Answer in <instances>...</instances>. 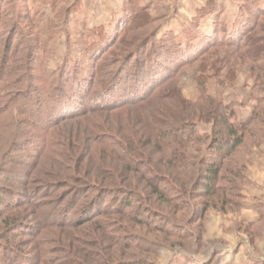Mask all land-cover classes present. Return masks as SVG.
Returning a JSON list of instances; mask_svg holds the SVG:
<instances>
[{"label": "rangeland", "instance_id": "374dc122", "mask_svg": "<svg viewBox=\"0 0 264 264\" xmlns=\"http://www.w3.org/2000/svg\"><path fill=\"white\" fill-rule=\"evenodd\" d=\"M263 6L264 0H0V55L14 66L29 65L26 76L36 88L43 73L67 62L87 76L98 55L103 79L120 61L123 68L142 60L135 46L147 37L153 44L147 57L153 51L162 66L152 76L144 71L141 81L160 85L145 105L84 111L54 123L48 130L53 148L43 155L32 149L43 132L32 130L24 115H0V264H264L258 63L249 49L212 46L176 64L165 58L173 50L161 43L187 31L201 49L229 23L253 27L257 18L248 22L247 13L264 24ZM137 87L140 95L147 90ZM203 91L231 106L232 122L263 128L253 127L225 157L209 196L190 187L197 174L191 164L216 157L206 139L211 123L194 119L195 135L171 154L185 158L180 166L167 164L163 154L172 144L152 127L194 112L187 104ZM155 182L161 193L153 191ZM59 211L66 223H50Z\"/></svg>", "mask_w": 264, "mask_h": 264}, {"label": "trees", "instance_id": "16d2710c", "mask_svg": "<svg viewBox=\"0 0 264 264\" xmlns=\"http://www.w3.org/2000/svg\"><path fill=\"white\" fill-rule=\"evenodd\" d=\"M261 8L264 9V6ZM259 13H261V11ZM263 14L264 13H261L260 15ZM246 16L248 17L246 18L248 22L257 18L253 27L246 29L244 26H242L243 23H237L235 27L233 26V22L229 23L226 25V27H223V29H217L214 32V37L211 39V41L204 44L202 48H199L198 50H195V48L200 41L196 42L194 38H192V35L187 31H183L182 35L179 37L173 36V38H168L167 40L162 41L161 43L164 46V49L171 48L173 50V52L168 54V56L166 54L165 58L167 61H172V63L184 64L196 58L202 51H204L206 47L210 48L213 46L217 48H238L240 50L249 49V53L251 52L252 54L251 60L258 63V68L255 65L256 69L254 70L257 71L256 77H258V81H260L258 88L260 92L264 94V51H261L260 55L257 54V48L264 47V24L263 21L260 23L258 14H255L253 17L252 13H247ZM150 34L153 36V38H155L152 33ZM147 39L145 42L141 41V44H137V46H135V51H137L136 54L141 53L144 59L142 58V60L139 61L136 60L132 65L126 63L123 68H120L123 64L122 61H120L121 64L119 63L117 69L113 73L111 72L113 75L109 73L105 78H99L101 76L100 74H102V69L99 68L100 58H98V55L95 60L92 61L90 67L87 68V76L80 74L78 70L79 68L77 67L78 64H71L67 62L63 64L61 68L59 67V71L56 73L51 72V74L48 75L43 73L44 77L41 88H36L30 84V82H28L26 71H28V68L30 67L29 65L24 67L21 65L14 66L13 64H9V61H12L11 63H13V59L7 58L4 55L5 52H3V56L1 53L0 115L4 116L8 115L9 113L11 115H24L32 130L34 129L37 133L43 132L45 136H36L37 138L32 143V149L34 151H39V153H42L43 155L47 151L50 152V150L53 148V141H51L50 137L48 136V130L54 123L59 121L61 122L62 120L73 115H79L80 112L84 111L99 112L120 107L125 108L135 105H145V103L148 102L147 100H149L148 98L155 96V92L160 85L157 84L155 86H151L150 83L148 84L146 81H141L144 71H146L145 73H148L152 76L155 74L154 72L159 73V68L162 67L159 64L161 60L156 61L154 59L155 53L153 51L148 55L149 58L147 57V48L149 47L150 50L151 47H153L152 43L149 44L151 39L149 40V37H147ZM146 57V61L148 63L147 67L145 64ZM117 61L119 60H116V62ZM163 62L166 63V60L164 59ZM165 67H167V65ZM119 68L120 70L118 72ZM125 68H127L128 71L126 73L122 72L121 74V71H124ZM167 73L168 75L166 77L170 75V71ZM72 74L74 75V84L69 82L70 76ZM259 77L262 79V81L259 80ZM122 81L125 83L123 86V92H118V89L120 88L118 87L119 83ZM136 85L141 87L145 86L147 89L146 92L140 95V91ZM24 86L27 88L23 89ZM67 89L69 90L67 91ZM75 95L83 99V105L81 103L78 104L75 102V100L72 102ZM187 106L191 109H194V112L191 111L189 114L187 112H183V114L180 113L183 118L181 120L179 119V122L174 124H172V122L170 124L165 122H163L164 124L157 123L155 125L153 124L152 127L158 128L157 126H159V129H154V132L158 134L159 138L164 140L168 139L170 146L172 144V146L169 148L170 152L168 155L163 154V158L167 161V164L183 165L185 158L175 160V156L171 155L172 152L175 155L176 151L179 149L178 146L181 145L182 141L195 135L197 130L194 124L195 121L205 120L211 123L210 136L206 139L214 153H216L217 158L214 157L213 160L207 161L204 157H201L196 163L191 164L195 168L197 174L195 181L190 187L191 191H193V194L195 191L199 192V189H202L205 195L209 196L213 193L214 189H216L217 182L221 180L220 171L225 157L231 155L242 145L246 136L245 134L251 133L253 127L254 129H259L260 127L256 124H250L251 122L242 125L232 122L231 119L233 114L229 112L231 106L224 103L222 100L216 99L204 91L196 101L191 102V104H187ZM71 107H74L75 109L77 108V111L74 113L72 112L73 114L71 113V110H73ZM262 112L263 110L261 113ZM42 114L45 115L42 116ZM262 122L263 121H259V123ZM260 129L263 130L262 127ZM258 132V135H262L264 130H259ZM198 139H200V137H198ZM159 184L160 182H155L153 185L154 192L161 193V191L158 189ZM168 189H172V186H170ZM30 201L29 203L33 202ZM92 203L93 202L90 203L91 206ZM127 204L128 203H126L125 206ZM64 211H66V209L63 210V212ZM63 212L60 213L59 211V214H57L55 217L56 220L51 221L50 223L53 222L52 224L59 225L66 223L61 220ZM53 213L54 212L51 213L50 211V216ZM67 213L72 214L73 212L68 210ZM135 219H138L136 215ZM80 220L74 219V224L80 223Z\"/></svg>", "mask_w": 264, "mask_h": 264}]
</instances>
